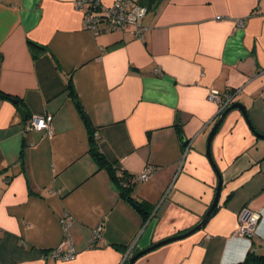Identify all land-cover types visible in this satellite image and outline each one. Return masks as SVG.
<instances>
[{"label":"crops","instance_id":"obj_1","mask_svg":"<svg viewBox=\"0 0 264 264\" xmlns=\"http://www.w3.org/2000/svg\"><path fill=\"white\" fill-rule=\"evenodd\" d=\"M137 3L148 8L141 40L131 30L93 35L75 0H0V264H121L196 227L218 185L206 156L220 117L212 90H239L233 102L264 135V0ZM33 114L52 116L50 138L27 130ZM85 117L106 162L148 175L131 188L152 207L146 221L89 154ZM210 153L222 179L212 215L134 264H238L250 248L262 255L264 141L232 110ZM242 209L260 214L249 241L235 236ZM65 213L76 254L57 261L48 254L64 238Z\"/></svg>","mask_w":264,"mask_h":264},{"label":"built area","instance_id":"obj_2","mask_svg":"<svg viewBox=\"0 0 264 264\" xmlns=\"http://www.w3.org/2000/svg\"><path fill=\"white\" fill-rule=\"evenodd\" d=\"M136 0H115L110 6H105L100 0H75V8L83 13V21L85 29L93 35H98L101 32L128 31L131 30L133 37L139 40L143 36L142 21L147 14V9L136 4ZM237 26L242 27L243 21H237ZM239 93V90L229 89L220 94L217 91H210L207 94V100L218 106V114H221L234 100V97ZM51 115L33 114L29 118V131L42 133L43 136L51 137ZM97 138L98 135L94 134ZM148 175L140 174L136 181H146ZM260 214L251 212L248 209H242L238 215V227L235 231V236L252 240L256 236L257 224ZM73 223V218L67 213L59 219L61 230L64 238L61 243L54 248L48 256L57 261H70L75 257V250L71 238L68 236V230ZM100 237V227H97L92 234L90 241L87 243V248ZM249 245V244H248ZM250 248V247H249ZM252 252V248L249 249ZM264 251V246H263ZM130 258L127 253L122 263Z\"/></svg>","mask_w":264,"mask_h":264},{"label":"trees","instance_id":"obj_3","mask_svg":"<svg viewBox=\"0 0 264 264\" xmlns=\"http://www.w3.org/2000/svg\"><path fill=\"white\" fill-rule=\"evenodd\" d=\"M135 2H136V4H138L137 0ZM144 8H146V7H144ZM146 9L148 10V8H146ZM117 32H125V31H114V32H110V33H117ZM67 88H68L69 95L77 104L78 103L77 102V95H76V92L74 91V89L72 87L71 82H69ZM2 97H5V98L17 103L18 105L20 103V101L18 99L12 97L11 95L3 94ZM79 110L81 111L80 107H79ZM84 123L88 129L87 132H88V141H89V154L91 155V157L96 162V164L98 165L99 168H105L107 170L109 178L116 185V187L119 189L120 196L125 201H127L128 203H130V202L135 203L137 205V211L143 216V220L146 221L147 217L149 215L148 211L151 210L152 207L148 203H145V202L136 203L131 196L132 185L134 182H136V178L139 175L135 176V177L130 176L125 171L120 169V167H118L116 164L106 162V160L103 158L101 153H99L98 148H97V142L99 140V136L97 138L94 137V134H97V133L91 127L90 121L87 117H85ZM127 261H128V259H126L123 262V264H126ZM238 264H264V251H263L262 255H259V254L255 253V251L252 249V252L248 253V255L245 257V259L241 263H238Z\"/></svg>","mask_w":264,"mask_h":264},{"label":"water","instance_id":"obj_4","mask_svg":"<svg viewBox=\"0 0 264 264\" xmlns=\"http://www.w3.org/2000/svg\"><path fill=\"white\" fill-rule=\"evenodd\" d=\"M232 110H238L241 112L246 124L248 125L249 129L252 131V133L255 135V137L257 139H260V140H263L264 141V135L258 133L254 127L252 126L249 118H248V115H247V112H246V109L243 105H241L240 103H235V102H232L221 114H220V117L218 118V120L216 121L215 125L213 126L212 130H211V133L209 134V137L207 139V146H206V156H207V159L211 165V167L214 169L215 173H216V176H217V179H218V185H217V188H216V192H215V195H214V199H213V202L211 204V206L209 207L208 211L206 212V214L204 215V217L202 218V220L199 222V224L194 227L193 229L189 230L188 232L182 234V235H179V236H175V237H172V238H169V239H166L164 241H161L159 243H156V244H153L151 245L150 247H148L147 249H144L143 251H140L139 253L133 255L132 257H130L127 261L126 264H134V262L136 260H138L141 256L165 245V244H168L170 242H173V241H176V240H180V239H183L193 233H195L196 231L200 230L202 228V226L205 224V222L208 220V218L212 215V213L214 212L215 208L217 207V204H218V200H219V197H220V191H221V185H222V179H221V176H220V173L218 172L217 168L215 167L213 161H212V158H211V153H210V144H211V141H212V138L214 137L215 133H216V130L218 129L221 121L223 120V118ZM20 113L21 115L23 116V120H25V113L23 110H20ZM130 205L137 209V205L133 202H130Z\"/></svg>","mask_w":264,"mask_h":264},{"label":"clouds","instance_id":"obj_5","mask_svg":"<svg viewBox=\"0 0 264 264\" xmlns=\"http://www.w3.org/2000/svg\"><path fill=\"white\" fill-rule=\"evenodd\" d=\"M249 246V245H248Z\"/></svg>","mask_w":264,"mask_h":264}]
</instances>
